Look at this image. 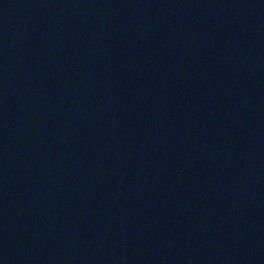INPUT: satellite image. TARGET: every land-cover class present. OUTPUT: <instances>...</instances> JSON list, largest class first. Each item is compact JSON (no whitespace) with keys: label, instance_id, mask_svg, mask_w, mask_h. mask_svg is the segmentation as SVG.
<instances>
[{"label":"water","instance_id":"1","mask_svg":"<svg viewBox=\"0 0 264 264\" xmlns=\"http://www.w3.org/2000/svg\"><path fill=\"white\" fill-rule=\"evenodd\" d=\"M0 264H264V0H0Z\"/></svg>","mask_w":264,"mask_h":264}]
</instances>
